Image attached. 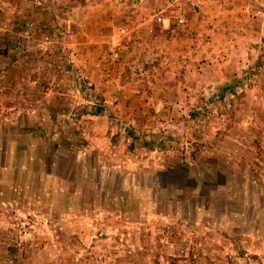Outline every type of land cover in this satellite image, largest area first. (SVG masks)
Instances as JSON below:
<instances>
[{"label":"rangeland","instance_id":"obj_1","mask_svg":"<svg viewBox=\"0 0 264 264\" xmlns=\"http://www.w3.org/2000/svg\"><path fill=\"white\" fill-rule=\"evenodd\" d=\"M205 1L36 0L54 14L37 23L0 0V264H264V32L251 16L244 48L236 28L227 49L205 28L186 96L160 108L116 104L125 86L155 91L163 59L125 72L109 40L108 75L93 77L82 44L88 11L126 24L144 9L157 26L181 11L190 26L216 9ZM143 73L152 84L136 85Z\"/></svg>","mask_w":264,"mask_h":264},{"label":"crops","instance_id":"obj_2","mask_svg":"<svg viewBox=\"0 0 264 264\" xmlns=\"http://www.w3.org/2000/svg\"><path fill=\"white\" fill-rule=\"evenodd\" d=\"M191 1V3L203 4L205 0ZM34 2L36 0H15V4H13L15 8H20V5L27 6L28 8L21 11V15L18 14V16L17 12L19 11H17L16 15H13L14 20L24 18L28 21L32 20V22L36 19L37 23L48 22L54 15L51 9L36 8L33 4ZM210 3H213L216 9L211 11L208 16L194 14L192 18H197L199 21L197 25L191 24L190 26L180 24L174 26L169 24L166 19L161 23L162 25H154L149 22L148 14L144 9H140L139 13V19H142V22L126 24L110 23V17L104 10L88 11L86 16L89 18L90 25L86 26L84 30L87 38L82 44L84 47L89 48V64L98 61L102 67V69H91V76L100 77L108 75V71L104 69L103 60L105 59V53L102 50V46L109 40H112L110 42H114L117 45V53H119L118 56L120 57L117 67L123 69L125 72L129 73V69H133L134 65L140 67L154 56H159L160 62L162 59L164 60L160 63L161 65L164 64V67L159 69V72L153 76L154 79L152 80L154 81L153 87L157 89L149 93L140 90L138 93L136 88L130 89L125 86L123 91L118 94L117 108L123 112L138 109L144 110L146 105L160 108V104L166 103V101L161 100L159 97L170 95V93L174 97L178 93L179 97L186 96L185 91L181 93L182 89L180 86L188 87V83L185 82L190 75L188 57L192 51L198 52L199 46L202 43V38H199V35L206 31L205 28L208 25L211 26L210 31L212 34L216 32L215 35L221 37L220 39L212 37L211 43L217 41L216 47L223 49L235 46L230 36L234 28H236L238 42H240L238 47L240 45V47H246L247 40H250L247 38V31L244 28L246 13H248V16H251V20L249 19L248 21L251 23V32L259 33L260 29L264 32V7L260 6L262 3L264 4V1L256 3V0H251L248 6L238 2V0H212ZM219 8L221 11H218ZM123 17H126V15H123ZM13 31L14 36L20 30L16 28ZM31 32L33 33L30 35L31 38H28V43L33 44L35 43L34 37L39 36V30L35 27ZM159 43H164L165 47H159ZM190 44H193L192 51L190 50ZM79 48L81 47L79 46ZM162 55L168 58H162ZM163 72L171 75L164 76L163 74L165 73ZM142 76L144 77L135 79L136 85L142 81L152 84L147 74ZM164 80H168V82L165 83L163 82ZM158 86H160V89H158ZM173 91L176 92L173 93ZM144 99H146V102H144Z\"/></svg>","mask_w":264,"mask_h":264},{"label":"built area","instance_id":"obj_3","mask_svg":"<svg viewBox=\"0 0 264 264\" xmlns=\"http://www.w3.org/2000/svg\"><path fill=\"white\" fill-rule=\"evenodd\" d=\"M154 20L157 23H163L165 20V17L160 13V14H155L154 15ZM176 21L178 24L180 25H184L186 22V15L184 14V12L179 11L177 16H176ZM108 49L111 52L112 56H116L117 55V47L116 46H109Z\"/></svg>","mask_w":264,"mask_h":264}]
</instances>
